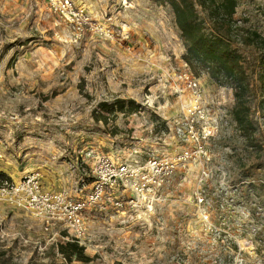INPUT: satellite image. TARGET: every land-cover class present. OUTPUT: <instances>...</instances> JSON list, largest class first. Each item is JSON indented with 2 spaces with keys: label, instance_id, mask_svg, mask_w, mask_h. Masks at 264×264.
Returning <instances> with one entry per match:
<instances>
[{
  "label": "rangeland",
  "instance_id": "obj_1",
  "mask_svg": "<svg viewBox=\"0 0 264 264\" xmlns=\"http://www.w3.org/2000/svg\"><path fill=\"white\" fill-rule=\"evenodd\" d=\"M62 1L0 0L2 177L39 172L51 190L79 197L91 190L103 156L145 162L180 153L187 144L176 128L188 93L177 89V74L185 64L201 82L204 103L231 113L233 90L186 61L171 4L70 0L66 10ZM233 17L235 26L264 36V0H238ZM117 98L127 100L125 109L104 114L100 102ZM259 122L254 140L261 151L246 154V137L230 123L231 138L208 143L211 160L179 166L161 192L118 207L116 199L127 201L132 192L108 188L84 212L90 263L59 253L57 244L75 237L64 221L48 224L0 202V264H264Z\"/></svg>",
  "mask_w": 264,
  "mask_h": 264
},
{
  "label": "built area",
  "instance_id": "obj_2",
  "mask_svg": "<svg viewBox=\"0 0 264 264\" xmlns=\"http://www.w3.org/2000/svg\"><path fill=\"white\" fill-rule=\"evenodd\" d=\"M62 3L63 8L71 9L70 0H63ZM177 80V89L188 93V102L176 128L179 139L187 144L183 151L176 155L152 156L145 162L138 157L118 162L103 156L92 169L94 181L91 190L79 197H74L67 190H45L43 176L39 172H32L19 180L0 177V202L26 209L48 224L52 221H64L75 234L74 238L83 244L82 238L88 230L84 212L101 201L108 188L121 186L132 192V197L127 201L123 198L116 199L118 207L135 205L140 198L144 199L148 194L153 196L164 190L179 166L185 167L198 159L209 162L211 154L208 143L231 138L233 135L229 132L230 123L238 128L232 121L229 110L216 114L204 103L201 82L190 71L188 64L177 74ZM196 199L200 206L205 204L202 193L196 194ZM201 216L205 220L209 218V214L203 210Z\"/></svg>",
  "mask_w": 264,
  "mask_h": 264
},
{
  "label": "trees",
  "instance_id": "obj_3",
  "mask_svg": "<svg viewBox=\"0 0 264 264\" xmlns=\"http://www.w3.org/2000/svg\"><path fill=\"white\" fill-rule=\"evenodd\" d=\"M158 1L171 4L175 11L186 48V61L191 65L198 63L196 65L206 70L214 81L233 90L235 103L231 113L247 139L246 154L255 148L261 151L262 147L257 146L254 139L260 119L264 120V36L245 26H235L233 16L238 0ZM197 5L204 10V16L199 14ZM128 102L135 103L134 100ZM126 103L127 100L117 98L113 103L102 101L99 106L104 114H109L125 109ZM57 249L70 263L94 260L76 238L60 241Z\"/></svg>",
  "mask_w": 264,
  "mask_h": 264
},
{
  "label": "crops",
  "instance_id": "obj_4",
  "mask_svg": "<svg viewBox=\"0 0 264 264\" xmlns=\"http://www.w3.org/2000/svg\"><path fill=\"white\" fill-rule=\"evenodd\" d=\"M11 178L14 179V180H18V179L14 178V177H11ZM45 180H46V177L43 176V187H44L45 190H47V191H57V190H51V188L48 187V186L45 184ZM58 191H59V190H58Z\"/></svg>",
  "mask_w": 264,
  "mask_h": 264
}]
</instances>
